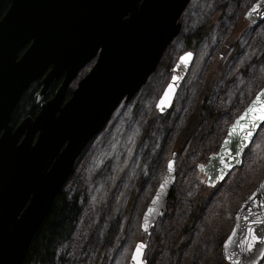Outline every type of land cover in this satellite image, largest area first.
Masks as SVG:
<instances>
[{"label": "water", "instance_id": "water-1", "mask_svg": "<svg viewBox=\"0 0 264 264\" xmlns=\"http://www.w3.org/2000/svg\"><path fill=\"white\" fill-rule=\"evenodd\" d=\"M190 2L9 0L0 19V264H24L35 234L71 178L77 160L120 105L130 102L157 71L181 33L180 19ZM245 17L253 26L262 24L264 0L256 1ZM186 53L191 57L187 64L178 59L169 82L173 90L168 102L157 106L159 114L170 110L189 72L194 53ZM92 62L91 70L66 100L72 83ZM174 76L178 79L173 80ZM60 80L55 94L44 102L51 86ZM38 81L42 85L36 101L41 104L38 114L14 127L11 118L16 106ZM240 116L229 126L219 151L202 168L210 186L242 166L246 150L264 124L257 120L251 138L245 141L242 134L232 133ZM175 163L174 158L168 161L143 215L141 232L147 240L137 243L143 246V264H148L144 258L148 240L167 214L176 182ZM253 234L264 237V178L235 214L234 226L223 243L228 264H262L264 239L253 240ZM132 257L129 264H135Z\"/></svg>", "mask_w": 264, "mask_h": 264}, {"label": "rangeland", "instance_id": "rangeland-1", "mask_svg": "<svg viewBox=\"0 0 264 264\" xmlns=\"http://www.w3.org/2000/svg\"><path fill=\"white\" fill-rule=\"evenodd\" d=\"M256 1L191 0L180 19L181 33L157 71L130 102L120 105L77 160L63 191L79 197L82 214L56 264H129L137 243L147 240L141 232L143 215L172 158V198L148 240L145 260L227 263L223 243L235 214L264 178V124L242 166L223 182L210 186L202 168L264 87V22L253 26L245 17ZM203 27L208 33L196 47L190 37ZM188 51L194 53L189 72L170 110L159 114L157 105L173 68ZM93 64L80 72L70 91ZM198 110L201 122L178 144ZM209 115L215 120L203 131Z\"/></svg>", "mask_w": 264, "mask_h": 264}, {"label": "trees", "instance_id": "trees-1", "mask_svg": "<svg viewBox=\"0 0 264 264\" xmlns=\"http://www.w3.org/2000/svg\"><path fill=\"white\" fill-rule=\"evenodd\" d=\"M9 7V0L3 1V6L0 10V19L4 16ZM208 32L205 28H200L197 34L190 37L196 41V47L199 46ZM187 43L189 40L187 39ZM188 45V44H187ZM25 49H23L24 51ZM218 79L210 76V84ZM212 80V82H211ZM59 84L55 83L51 86L47 97H52ZM40 84L35 82L31 85L28 91L22 96L20 102L16 106L11 118V124L15 127L26 117H35L39 112V106L36 103L37 96L40 92ZM69 96V94H68ZM200 110L196 113L194 120L190 122L182 138L180 137L178 144H182L188 133L192 132V127L198 126L201 122ZM209 120L203 126V131L209 130L213 125L211 115ZM182 135V134H181ZM195 142V140H194ZM172 198V196H171ZM82 214V207L78 196L70 197L63 190L57 195L51 210L44 219L37 233L35 234L29 251L26 255L24 264H56L59 250L67 245L75 234L76 224L78 223ZM227 264V263H226Z\"/></svg>", "mask_w": 264, "mask_h": 264}, {"label": "snow or ice", "instance_id": "snow-or-ice-1", "mask_svg": "<svg viewBox=\"0 0 264 264\" xmlns=\"http://www.w3.org/2000/svg\"><path fill=\"white\" fill-rule=\"evenodd\" d=\"M255 10V9H254ZM191 54L186 53L184 56L180 57V62L182 64H187L190 59ZM178 79V77H173V80ZM171 90H173V85L169 84L168 89L165 90L164 96L161 97V103L158 104V107L165 105L168 102V97ZM250 119V123H243L244 120ZM264 121V90L260 94H257L256 99L252 102L249 108L246 110L245 114L240 116L237 120V123L232 128L233 134H242L243 139L248 141L252 136V128L256 127V121ZM227 143V141H226ZM239 152H237V155ZM226 166H229L226 164ZM172 169V162H169V171ZM151 211V209L149 210ZM251 232V230H250ZM253 240L264 239V237H258L255 234L252 235ZM142 245H137L136 253L133 255L132 259L135 261V264H143V261L140 259V254L142 250Z\"/></svg>", "mask_w": 264, "mask_h": 264}, {"label": "flooded vegetation", "instance_id": "flooded-vegetation-1", "mask_svg": "<svg viewBox=\"0 0 264 264\" xmlns=\"http://www.w3.org/2000/svg\"><path fill=\"white\" fill-rule=\"evenodd\" d=\"M61 81H62V80H60L59 82H57V84L60 85ZM38 83L40 84V88H42V85H41L40 81H38ZM48 92H49V91H48ZM47 94H48V93H47ZM47 94H46V96H45L44 102L47 101V100H49V99L51 98V97L48 98V97H47ZM70 96H71V95H70ZM70 96H69L68 98H66V100L69 99ZM36 101H37V100H36ZM38 106H39V109H40L41 104H38ZM201 167H202V166H201Z\"/></svg>", "mask_w": 264, "mask_h": 264}]
</instances>
